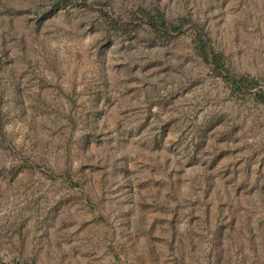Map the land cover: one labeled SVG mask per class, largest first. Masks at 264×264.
I'll list each match as a JSON object with an SVG mask.
<instances>
[{"label": "rangeland", "instance_id": "1", "mask_svg": "<svg viewBox=\"0 0 264 264\" xmlns=\"http://www.w3.org/2000/svg\"><path fill=\"white\" fill-rule=\"evenodd\" d=\"M259 93L264 0H0V264H264Z\"/></svg>", "mask_w": 264, "mask_h": 264}, {"label": "trees", "instance_id": "2", "mask_svg": "<svg viewBox=\"0 0 264 264\" xmlns=\"http://www.w3.org/2000/svg\"><path fill=\"white\" fill-rule=\"evenodd\" d=\"M150 25L151 23L148 22ZM169 37V36H168ZM199 55L204 59L208 60V53L205 44L199 39L198 47ZM211 63L213 65V71L216 75H221L224 72V63L221 54L211 51ZM232 88L237 92H242L243 88H247L249 85L244 79H239V82L232 81ZM261 102H264V94H256Z\"/></svg>", "mask_w": 264, "mask_h": 264}]
</instances>
